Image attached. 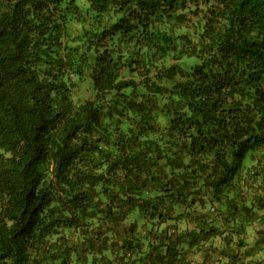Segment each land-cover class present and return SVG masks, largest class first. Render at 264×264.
I'll use <instances>...</instances> for the list:
<instances>
[{
    "label": "trees",
    "instance_id": "trees-1",
    "mask_svg": "<svg viewBox=\"0 0 264 264\" xmlns=\"http://www.w3.org/2000/svg\"><path fill=\"white\" fill-rule=\"evenodd\" d=\"M0 264H264V0H0Z\"/></svg>",
    "mask_w": 264,
    "mask_h": 264
},
{
    "label": "rangeland",
    "instance_id": "rangeland-1",
    "mask_svg": "<svg viewBox=\"0 0 264 264\" xmlns=\"http://www.w3.org/2000/svg\"><path fill=\"white\" fill-rule=\"evenodd\" d=\"M77 96L82 97V98H85L87 96V94L83 90V92L80 91V93H78Z\"/></svg>",
    "mask_w": 264,
    "mask_h": 264
}]
</instances>
